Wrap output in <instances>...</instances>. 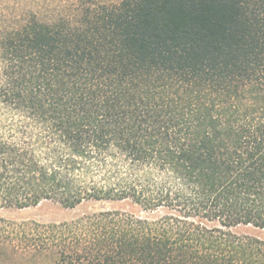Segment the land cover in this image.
<instances>
[{"label": "trees", "instance_id": "obj_1", "mask_svg": "<svg viewBox=\"0 0 264 264\" xmlns=\"http://www.w3.org/2000/svg\"><path fill=\"white\" fill-rule=\"evenodd\" d=\"M0 20V206L54 264H264V0H87Z\"/></svg>", "mask_w": 264, "mask_h": 264}, {"label": "rangeland", "instance_id": "obj_2", "mask_svg": "<svg viewBox=\"0 0 264 264\" xmlns=\"http://www.w3.org/2000/svg\"><path fill=\"white\" fill-rule=\"evenodd\" d=\"M78 1L87 0H0V20L14 23L27 13L39 15L40 19H51L53 12L73 10ZM102 1V0H101ZM105 1V0H103ZM112 202H86L73 209H66L51 201H42L24 209L0 206V219L11 223L36 222L40 224L71 221L83 214L120 208ZM234 232L264 241V229L239 226ZM15 231L4 229L0 224V264H54L51 252L23 251L13 241Z\"/></svg>", "mask_w": 264, "mask_h": 264}]
</instances>
